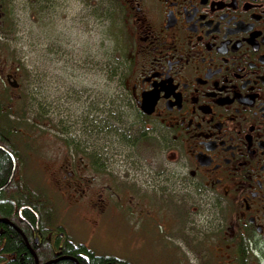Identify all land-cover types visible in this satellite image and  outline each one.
Here are the masks:
<instances>
[{
    "label": "flooded vegetation",
    "instance_id": "af4514ba",
    "mask_svg": "<svg viewBox=\"0 0 264 264\" xmlns=\"http://www.w3.org/2000/svg\"><path fill=\"white\" fill-rule=\"evenodd\" d=\"M86 1L117 25L127 57L128 81L101 121L113 130L105 144L120 149L140 140L172 156L129 162L125 156L114 168L118 158L108 150L100 156L94 102L89 147L80 152L90 159L91 178L65 169L64 189L80 196L93 189L95 211L112 214L115 197L131 203L130 192L139 190L130 184L138 177L159 195L192 192L199 206L228 214L219 226L226 230L218 239L222 246L214 250L221 260L241 264L243 255L245 264H264V0ZM7 125L0 124V264H35L34 256L38 264L59 258L80 264L79 243L61 225L49 226L48 197L23 180V126ZM135 126L138 140L130 143L128 129ZM116 173L123 182L115 181ZM181 216L177 224L184 223ZM48 252L52 257L41 263Z\"/></svg>",
    "mask_w": 264,
    "mask_h": 264
},
{
    "label": "rangeland",
    "instance_id": "374dc122",
    "mask_svg": "<svg viewBox=\"0 0 264 264\" xmlns=\"http://www.w3.org/2000/svg\"><path fill=\"white\" fill-rule=\"evenodd\" d=\"M1 14L0 99L7 95L20 102L11 103L14 117L10 118L23 126L19 139L23 180L35 193L48 197L49 226L61 225L74 242L128 264H229L224 256L221 260L222 253L214 252L222 246L218 239L226 230L219 226L228 214L199 206L192 192L179 189L159 195L142 186L147 181L138 177L139 183L130 184L139 190L130 192L131 203H127L128 196L115 197L112 214L95 211L93 189L80 196L81 192L72 193L62 186L65 169L91 178L90 159L84 160L80 152L89 147L86 142L91 135L94 102L98 104L100 149L104 143L100 156L106 158L108 150L118 158L114 168L126 163L125 156L128 162L132 157L165 160L172 156L140 140L120 149L116 145L108 149L105 144L113 130L101 121L125 88L128 73L124 36L102 8L86 0H54L41 5L33 0H6ZM7 76L21 79L17 91H4ZM41 109L43 118L38 115ZM135 130L136 126L128 129L130 143L138 140ZM80 158L85 168L79 164ZM160 167L164 170L166 166ZM121 176L115 181L123 182ZM173 204L180 211L172 210ZM182 213L184 223L177 224ZM229 223L227 217L226 228Z\"/></svg>",
    "mask_w": 264,
    "mask_h": 264
},
{
    "label": "trees",
    "instance_id": "16d2710c",
    "mask_svg": "<svg viewBox=\"0 0 264 264\" xmlns=\"http://www.w3.org/2000/svg\"><path fill=\"white\" fill-rule=\"evenodd\" d=\"M3 4V3H2ZM37 4L39 5L40 2H37ZM41 5V4H40ZM18 70V68H17ZM21 79H19V81H15L17 88H15V90L17 91L19 89L20 86V81ZM13 88L8 84V87L4 86V91L5 92H11ZM14 90V91H15ZM4 97H6L7 99H4L3 97H1L0 99V124L2 125H6L9 124L7 126L12 127V125L15 126H19V124L11 121L10 117H14L12 114V112L10 111L11 109V103H14L17 105V103H20L19 101L13 102L12 99L10 97H8L7 95H5ZM21 100V99H20ZM10 106V107H9ZM42 111L39 112V116L40 117H44V111L43 109H41ZM19 117H21V115L19 114ZM10 127L8 128V130H10ZM20 130V129H19ZM11 131V130H10ZM76 248H74V250H76L77 253H80L83 255V259L79 262L80 264H116V263H123L122 261L116 260L115 258H112L110 256L107 255H98L96 254L94 251L88 249L85 245L83 244H77L75 246ZM52 257V253L48 252L45 256L44 259L40 260V262H44L47 261L48 259H50ZM55 264H72L70 262H57ZM241 264H245V258L243 257V255H241Z\"/></svg>",
    "mask_w": 264,
    "mask_h": 264
},
{
    "label": "water",
    "instance_id": "95a60500",
    "mask_svg": "<svg viewBox=\"0 0 264 264\" xmlns=\"http://www.w3.org/2000/svg\"><path fill=\"white\" fill-rule=\"evenodd\" d=\"M7 82L13 89L17 88L15 80H11L10 78H8ZM34 257H35V264H38L36 256H34ZM65 259H69V260L75 261V260H73L71 258H59V259H55V260L49 261V262H47L45 264H54V263H57L58 261L65 260Z\"/></svg>",
    "mask_w": 264,
    "mask_h": 264
}]
</instances>
